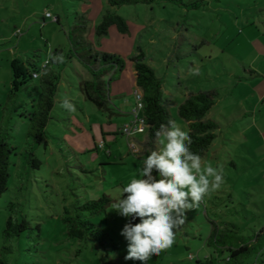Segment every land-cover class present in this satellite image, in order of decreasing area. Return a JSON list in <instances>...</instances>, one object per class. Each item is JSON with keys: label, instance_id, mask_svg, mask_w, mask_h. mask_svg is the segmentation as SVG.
Here are the masks:
<instances>
[{"label": "rangeland", "instance_id": "374dc122", "mask_svg": "<svg viewBox=\"0 0 264 264\" xmlns=\"http://www.w3.org/2000/svg\"><path fill=\"white\" fill-rule=\"evenodd\" d=\"M105 10H110L107 0H0V132L8 134L15 148L8 190L0 196V258L8 264H140L124 259L127 241L120 233L130 218L120 216L110 204L132 178H139L137 169L157 148L156 139L148 145L146 134L134 140L115 136L109 122L117 123L122 115L76 100L71 103L74 111L55 104L46 139L37 144L27 135L25 116L39 95V81L32 76L9 95L13 66L34 74L29 62L40 67L49 53L54 56L52 52L60 49L64 64L58 67L56 100L73 97L77 74L83 70L69 60L68 35L81 21L77 15L87 19L85 39L92 49L120 57L122 72L141 51L144 61L173 85L170 90L217 92L210 110L219 122L217 158L202 165L222 166L223 183L187 212L172 246L151 256L147 264L204 262L211 255L206 246L209 220L237 224L242 233L264 227V0H154L117 6L111 12L125 20L128 31L120 33L112 26L107 35L97 37L95 27ZM46 12L50 19L44 18ZM117 77L118 73L111 81L114 86ZM110 95L114 109L115 93ZM33 158L38 168L32 167ZM102 195L110 199L109 206L86 217L108 234L115 248L100 246L89 236L71 238L63 222L64 208L74 215L77 201ZM9 217L28 225L5 240Z\"/></svg>", "mask_w": 264, "mask_h": 264}, {"label": "trees", "instance_id": "16d2710c", "mask_svg": "<svg viewBox=\"0 0 264 264\" xmlns=\"http://www.w3.org/2000/svg\"><path fill=\"white\" fill-rule=\"evenodd\" d=\"M154 0H107L109 7L122 5L151 4ZM81 20L74 25L69 32L70 52L69 60L76 59L87 71L89 79L80 80L77 90L84 100L93 104L98 110L109 111V86L115 74H119L124 68V61L116 56L99 53L92 49V45L85 39L87 31V19L77 15ZM57 21V20H56ZM115 26L120 33L128 31L125 20L105 10L101 16L99 24L95 27V35L102 37L108 34L109 29ZM54 56L61 55L62 51L57 49L52 52ZM135 70V85L140 89L143 98L142 115L147 126V144L151 145L155 141V131L160 124H166L171 119L169 109L162 98L163 82L144 61V54L139 51L137 55L130 58ZM63 63L54 62L48 59V65L43 69L28 63L34 69L33 73L38 75L39 95L37 99H32L31 112L25 116L28 118L29 126L27 135L35 143L40 144L46 139V127L52 119V111L55 107L58 84L60 82V68ZM56 67V68H54ZM12 91L9 95L14 96L16 92L32 78V74L27 69L17 64L13 66ZM217 98L216 91L197 92L189 94L178 106L177 115L187 123V130L192 137L191 146L193 152H197L203 157L211 147L216 138L215 131L218 124L206 116L215 104ZM8 134L0 132V196L8 190L10 157L15 153V148L8 141ZM32 167L38 168L39 161L31 159ZM110 204V199L102 195L96 200H87L74 206V215L70 214L68 208H64L66 215L63 222L67 225V234L71 238L84 240L88 236L96 240L100 246H110L115 248L112 240L99 226L91 223L86 214L97 215L104 212ZM210 232L206 240V246L211 249L210 257L204 262L197 264H264V227L259 230L250 229L247 233H242L237 224L231 222H216L209 220ZM27 221L24 219L16 222L9 217L3 237L8 240L16 237L19 233L27 229ZM4 252V251H3ZM0 264H8L5 258H0Z\"/></svg>", "mask_w": 264, "mask_h": 264}, {"label": "clouds", "instance_id": "9594fccd", "mask_svg": "<svg viewBox=\"0 0 264 264\" xmlns=\"http://www.w3.org/2000/svg\"><path fill=\"white\" fill-rule=\"evenodd\" d=\"M49 59L64 62L62 55L49 53ZM61 107L75 110L67 98ZM154 135L157 148L141 161L139 178H132L110 204V209L130 218L120 233L127 241L124 259L140 264H147L151 256L171 247L175 230L185 224L187 212L198 208L204 197L223 183L222 166H203L202 157L192 151L189 131L174 120L160 124ZM137 219L139 223H134Z\"/></svg>", "mask_w": 264, "mask_h": 264}, {"label": "crops", "instance_id": "0c3cea01", "mask_svg": "<svg viewBox=\"0 0 264 264\" xmlns=\"http://www.w3.org/2000/svg\"><path fill=\"white\" fill-rule=\"evenodd\" d=\"M111 9L112 8L110 7V11H111ZM74 61L78 62L76 59H74ZM130 63L131 64H129L127 67H125L124 72L121 71L118 74V77L116 78L118 85L114 86L110 83V86H109V95H110V92L115 93V96H113V97H114V99H116L115 102L118 105V107H114V109H112L110 107V103H111V99H112L111 95H110V102H109V106H108L109 111L108 112H110V114L114 115V116H121V115L123 116L122 119L116 120L117 123H114L115 121H113V122H109V125L111 127L112 126L115 127V132H114L115 136L118 135L121 137H122V135L120 134V131H119L120 128L124 124L128 123L131 120L129 112L133 106V90L136 88L135 70L133 68L132 62H130ZM78 64H79V62H78ZM149 66L151 67V65H149ZM151 68H153V67H151ZM153 69L155 70V73L158 76V78H160L163 82L162 98H163V101L165 102V104L167 105V107L169 109L170 115H171V111H173V114H175V113L177 114L178 106L185 100V98L189 94H192L195 92H192L191 90H187V89L184 92H182L181 90H179L177 92L175 90H173V91L170 90L169 88L173 87V85L170 84V82H168V80H166V78H163L161 75H159L156 68H153ZM125 72H127V74ZM36 74H37L36 78L38 79L39 73H36ZM32 76H33V74H32ZM77 76H78V78L76 79V86L74 88L76 90V93H72L73 97L71 99L67 98L70 103H78L77 101H83L84 100L81 93L77 90V85H78L80 80L89 79V75H88L87 71L83 68L81 73H78ZM33 78H34V76H33ZM63 100L64 99L56 100V102H55L56 106H58V105L61 106V104L63 103ZM60 109L63 110L64 108H60ZM173 114H172V117H173ZM206 118L214 120L219 125V122L211 116L210 111L207 114ZM183 123H184V126H186V131H188L187 130V123L185 121H183ZM137 135H139V134H137ZM146 139H147V137H146ZM214 141H213L211 147L208 149L207 153L202 157V164H205L206 162H208V160H212V161L216 160L217 155H216V146H215ZM154 143H155V141H154ZM146 144H147V142H146ZM98 145H97V147H98Z\"/></svg>", "mask_w": 264, "mask_h": 264}, {"label": "built area", "instance_id": "2783aa9c", "mask_svg": "<svg viewBox=\"0 0 264 264\" xmlns=\"http://www.w3.org/2000/svg\"><path fill=\"white\" fill-rule=\"evenodd\" d=\"M44 18L50 19V13L46 12ZM46 65H48V59L40 65V69H43ZM133 99L134 106L130 111L131 120L124 124L119 130L120 134L127 139H132L137 134H146L147 131V126L141 113L143 110V98L140 89L135 88L133 90ZM98 147H101V144H99Z\"/></svg>", "mask_w": 264, "mask_h": 264}]
</instances>
